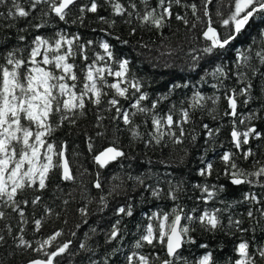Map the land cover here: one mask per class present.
I'll return each instance as SVG.
<instances>
[{"label": "snow or ice", "instance_id": "snow-or-ice-1", "mask_svg": "<svg viewBox=\"0 0 264 264\" xmlns=\"http://www.w3.org/2000/svg\"><path fill=\"white\" fill-rule=\"evenodd\" d=\"M211 2L212 0H200V4H197L195 0H157L155 7H152L148 0H127L126 3L121 0H103V4L101 0H87V3H80L79 0H0V7L6 9L0 11V17L6 22L21 19L27 21V25L19 29L15 44L9 45L6 42L0 45V250L11 247L13 250L35 253L27 264H61L62 257L69 252L71 240L56 243L63 235L62 230L54 231L45 239L35 238V234L40 233L43 228L42 218L31 220L34 237L33 240L27 239L25 225L30 221L26 210L29 206L35 209L42 203L41 193L48 187L50 173L54 169L61 170V179H74L65 158L66 145H57L50 137L65 122L74 125L77 117L86 114L88 104L102 111L114 110L116 116L112 119L122 118L126 127L133 125L132 117L138 113L150 115L152 131L147 135L151 140L145 142V147L150 146L152 141L161 146L165 137L173 144L184 143L188 136L184 125L193 122L192 113L195 111L208 112L213 120L219 118L221 122L227 118L229 143L236 151L228 150L220 155L222 174L232 186H249V191L244 193L243 200L238 203H251L252 207L247 209L249 219H256V213L264 219V161L256 159L264 153L254 151L250 146L253 140H264V133L258 130L255 123L257 120H264V44L256 48L249 46L237 52L231 67L217 65L209 73L216 81L211 84L213 95L205 96L200 91H195L186 102H181L179 109L172 105L161 115L157 110L162 102L168 100V95L158 96L151 101L150 107L144 106L143 102L148 101L149 96L142 90L141 81L131 74L127 60L118 62V70L98 65V62L105 60V55L109 61L115 60L110 43L101 41L99 47L105 55L95 54L94 58H90L88 49L96 42L83 40L78 33L68 34L63 30H56L50 36L33 34L49 26L52 18L65 24L79 22L83 25L88 13L97 15L99 22L112 26L116 23L114 19L99 15L101 7L107 5L110 15L127 17V23H131L135 15L142 26L156 30L168 26L173 17L185 26L190 25L191 29L201 25V35L209 42L201 51L205 56H211L228 49L245 31L250 19L264 14V0H231L230 14L220 20V26L226 30L225 34H221L214 26L209 12ZM140 4L144 6L142 12ZM174 5L190 11L192 20L186 14L175 13ZM73 9H77V14L70 21ZM217 15L221 13L218 11ZM32 20L36 23H32ZM13 26L6 23L4 27L10 29ZM135 31L133 28L132 34ZM261 35L264 36V32ZM122 43L126 44L128 41ZM77 58L82 62L79 68L75 63ZM200 58L192 57L194 61ZM78 71L83 73L82 87H79L81 78ZM108 76L113 77V82H108ZM201 79L204 80L203 77ZM256 81H261L259 94L256 92ZM188 86L187 83L173 85L170 91ZM122 100L129 101V106L136 111L130 113L122 108ZM209 103L212 107H208ZM257 103L259 109L254 110L252 105ZM242 108L247 111H242ZM177 112L179 119H174ZM102 119L101 116L96 117L98 127L101 126ZM202 127L206 142L222 130L221 127L213 129L207 123ZM101 135L103 133L97 132V136ZM133 135L139 134L133 131ZM191 139L195 141L196 136L192 135ZM245 146L249 147L245 149ZM89 148L91 150V145ZM125 155L120 148L110 146L95 155L94 160L100 167H104L110 161ZM241 158L243 161H252V167H241ZM201 163L204 166L197 170V174L207 180L215 172L214 164L203 160ZM220 174L216 172L217 179ZM135 179L141 185L144 184L142 178ZM169 184L167 196L175 202L183 188L180 184ZM94 187L102 188L99 179ZM194 187L204 194L198 199H203L205 203L216 198L226 188L224 184L209 186L207 183ZM252 188L259 190L252 192ZM29 190L34 193L31 198L25 195ZM162 191L159 188L151 189L152 196L157 198ZM100 202L107 206L103 196L100 197ZM226 207L231 208L232 205L228 204ZM222 211L220 208L212 212L204 211L197 217L186 213L184 208L177 205L170 212L152 213L147 217L146 227L135 240L133 250L126 254V264H178L181 261L188 264L181 249L185 244L196 243L192 236V224L199 223L205 231L215 232L222 227ZM44 212L50 213L51 209L45 207ZM80 212L82 215L87 214L84 208ZM116 215L131 217L132 205L118 207ZM120 224L121 221L117 219L111 225V229L105 233V244L123 241ZM241 224V220H234L229 216V230L235 227L241 232L247 231L240 227ZM157 245L165 252L166 258L161 259L159 255L145 254L142 251L146 247L156 249ZM200 247L207 248V245L201 244ZM79 250L89 254L85 257L88 264H98L94 259L95 250L87 243L81 242ZM118 250H114L113 254ZM235 251L238 258L231 264H258L257 257L264 262V246L253 251L250 242L241 241L236 245ZM102 264H109L108 256H105ZM195 264H215L213 254L206 252Z\"/></svg>", "mask_w": 264, "mask_h": 264}, {"label": "trees", "instance_id": "trees-1", "mask_svg": "<svg viewBox=\"0 0 264 264\" xmlns=\"http://www.w3.org/2000/svg\"><path fill=\"white\" fill-rule=\"evenodd\" d=\"M79 2L87 3V0H79ZM121 2L126 3L127 0H121ZM148 2L150 6L155 7L157 0H148ZM186 2H191V0H186ZM195 2L200 4V0H195ZM101 3L103 4V0ZM143 10L144 6L140 4V11ZM231 10V0H213L209 5L214 26L221 34H225L226 30L220 26V20L227 18ZM0 11H6V9L0 7ZM218 11L221 15H217ZM174 12L181 15L186 14L190 21L192 20L190 11L174 5ZM76 14L77 9H73V16L69 20L75 18ZM99 15L110 20L114 19L116 23L109 26V24L99 22L97 15L88 13L83 25L79 22L65 24L52 18L49 26L33 34L50 36L56 30H63L68 34L78 33L83 40L96 42L88 49L90 58H94L95 54L105 55L103 49L99 47L101 41L110 43L115 60L109 61L105 55V60L98 62V65H107L113 70H118V62L127 60L131 74L141 81L142 90L149 96V100L143 102L144 106L150 107L152 100L158 96L168 95V100L162 102L157 110L161 115L166 113L172 105L179 109L182 106L181 102H186L195 91H200L205 96L213 95L214 90L211 84L216 81L209 73L217 65L223 64L231 67L237 52L249 46L256 48L264 44V36L261 35L264 32V14L252 18L245 31L228 49L220 50L211 56H205L201 51L209 43L201 35L203 30L201 25H198L196 29H191L190 25L185 26L173 17L168 26L156 30L146 25L142 26L135 15L131 23L126 22L127 17L110 15V8L107 5L101 7ZM6 23L14 26L6 29L4 27ZM32 23L36 21L32 20ZM26 25L27 21L23 19L6 22L3 17H0V45L6 42L9 45L15 44L19 29ZM133 28L136 29L134 34H132ZM116 37L120 39L117 40ZM28 38L30 40L31 36ZM125 40L128 43H122ZM193 56L201 58L194 61ZM75 63L78 68L82 66L79 58ZM78 75L81 78L79 87H82L83 73L78 71ZM202 77L204 80L201 79ZM107 80L113 82V77L108 76ZM185 83L189 85L187 88L179 87L170 91L173 85ZM229 83L232 82L229 81ZM255 83L257 84L256 92L259 94L261 81ZM129 104V101H121L122 108L130 113L135 112L136 110L132 109ZM184 106H187L186 103ZM208 107H212L210 103ZM222 107L223 105H221V110ZM252 107L258 110L259 104H254ZM242 111L247 110L242 108ZM97 116L103 118L99 127ZM115 116L114 110L102 111L88 104L86 114L77 117L74 125L65 122L52 134L51 141H55L57 145L62 143L66 145L65 154L74 179L69 181L61 179L59 168L50 173L48 187L41 193L42 203L35 209L29 206L26 210L30 221L28 225H25L27 239L33 240L34 237L31 220L42 218L43 228L40 233L35 234V238L45 239L54 231L62 230L63 235L56 243L72 241L69 252L61 259V264H88L85 257L89 254L79 250L81 242L87 243L95 250L94 259L98 264H102L105 256L109 257V264H126L125 256L133 250L135 240L146 227L147 217L154 212H170L174 206L179 205L186 213L197 217L204 211L212 212L217 208L223 210L220 213L222 227L215 232L205 231L199 223L192 224L194 229L192 236L196 243L185 244L181 249V254L188 264H195V261L206 252L213 254L215 264H231L238 258L235 247L241 241L250 242L253 251H256L259 246H264V219L259 217V213H256V219H249L247 209L252 207L251 203H238L243 200L244 193L249 191V186H232L222 174L223 165L219 159L220 155L224 151H236L229 143L227 118L221 122L219 118L213 120L208 112L195 111L192 113L193 122L184 125L188 132L184 143L173 144L165 137L161 146L152 141L150 146L145 147V142L151 140V137L147 135L152 131L150 115L138 113L133 116L131 127H126L122 118L117 117L113 120ZM174 119H179L178 112L174 115ZM204 123L209 124L213 129L221 127L220 134L214 135L210 141L206 142L202 127ZM255 123L258 130L264 133V120H257ZM133 131L139 135L134 136ZM97 132L103 135L97 136ZM192 135L196 136L195 141L191 139ZM89 145H91V150ZM110 146L120 148L126 155L100 167L95 162L94 156ZM250 146L254 151L264 153V140H253ZM247 147L249 146H245V149ZM256 159L264 161V155H258ZM201 160L205 163H213L215 167L213 176L208 177L207 180L197 174V170L204 166ZM239 162L241 167L248 168H251L253 163L243 161L242 158ZM216 172L221 173L219 179H217ZM135 177L142 178L144 184L141 185ZM97 179L102 184L101 189L94 187ZM169 182L172 185L180 184L183 188V191L178 194L179 199L175 202L167 196ZM205 183L209 186L224 184L226 188L216 198L205 203L203 199H198L204 194L194 187ZM114 188L115 191H113ZM155 188L163 190L159 198L152 196L151 189ZM258 190V188L251 189L252 192ZM33 194L29 190L25 195L31 198ZM101 196L105 198L106 207L100 202ZM129 204L132 205L133 210L131 217L116 215L118 207ZM228 204L232 207L227 208ZM45 207L50 208L51 212L45 213ZM82 208L87 210L86 215L81 214L80 209ZM229 216L234 220H241L240 227L247 231L241 232L235 227L229 230ZM117 219L121 221L120 228L124 239L105 244V233L111 229V225ZM183 223L189 222L183 221ZM72 233L76 235L73 236ZM201 244L207 245V248L200 247ZM117 248L119 250L113 254ZM142 251L145 254L159 255L161 259L166 258L165 252L159 245L156 249L146 247ZM35 255L31 251L24 252L8 247L0 250V262L2 264H26L28 259ZM257 261L258 264H264L259 261L258 257ZM178 264H183V262H178Z\"/></svg>", "mask_w": 264, "mask_h": 264}, {"label": "water", "instance_id": "water-1", "mask_svg": "<svg viewBox=\"0 0 264 264\" xmlns=\"http://www.w3.org/2000/svg\"><path fill=\"white\" fill-rule=\"evenodd\" d=\"M212 1H213V0H212ZM251 20H252V19H250V21H251ZM104 149H105V148H104ZM104 149H103V150H104ZM103 150H101V151H103ZM101 151H100V152H101ZM98 154H99V153H98ZM65 158H66V154H65ZM66 159H67V158H66ZM67 161H68V160H67ZM114 161H115V160H114ZM114 161H110L109 163H112V162H114ZM109 163H108V164H109ZM69 168H70V166H69ZM70 172H71V168H70ZM71 175H72V172H71ZM26 264H27V263H26Z\"/></svg>", "mask_w": 264, "mask_h": 264}]
</instances>
